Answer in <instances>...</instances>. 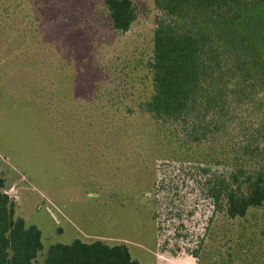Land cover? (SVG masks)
I'll list each match as a JSON object with an SVG mask.
<instances>
[{"label": "rangeland", "instance_id": "1", "mask_svg": "<svg viewBox=\"0 0 264 264\" xmlns=\"http://www.w3.org/2000/svg\"><path fill=\"white\" fill-rule=\"evenodd\" d=\"M17 1L0 30V194L40 229L37 260L78 238L146 264H264V205L230 219L201 174L155 161L156 126L139 109L152 94L153 0H131L125 33L104 0Z\"/></svg>", "mask_w": 264, "mask_h": 264}, {"label": "trees", "instance_id": "2", "mask_svg": "<svg viewBox=\"0 0 264 264\" xmlns=\"http://www.w3.org/2000/svg\"><path fill=\"white\" fill-rule=\"evenodd\" d=\"M153 2L152 94L139 109L156 126L155 161L190 166L215 209L243 218L264 205V0ZM20 5L0 0V30L15 22ZM104 6L117 33L137 19L131 0H104ZM10 223L12 264H146L126 245L80 239L50 245L38 261L39 230L15 217V204L1 194L0 264H11Z\"/></svg>", "mask_w": 264, "mask_h": 264}, {"label": "crops", "instance_id": "3", "mask_svg": "<svg viewBox=\"0 0 264 264\" xmlns=\"http://www.w3.org/2000/svg\"><path fill=\"white\" fill-rule=\"evenodd\" d=\"M13 189H14V187L11 188V190H13ZM31 197H32V196H31ZM28 214H29V213H28ZM28 214H27V217H24V215L17 216V214H16V206H15V217L23 219L24 222H25V225H26L27 227H28V226H34V227H36V228L39 230L40 235L42 236V233H41L40 229H39L36 225H34V224H28V223H27L28 220H29L28 217H31V215H28ZM77 239H78V238H77Z\"/></svg>", "mask_w": 264, "mask_h": 264}]
</instances>
